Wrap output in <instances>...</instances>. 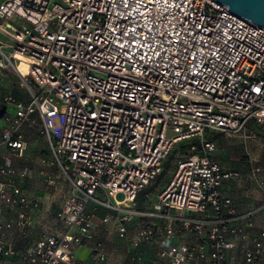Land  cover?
<instances>
[{
	"label": "built area",
	"instance_id": "built-area-1",
	"mask_svg": "<svg viewBox=\"0 0 264 264\" xmlns=\"http://www.w3.org/2000/svg\"><path fill=\"white\" fill-rule=\"evenodd\" d=\"M5 72L28 101L3 99L14 116L1 140L21 148L17 128L37 126L69 184L57 211L66 232L42 234L19 264H77L73 248L111 230L128 249L152 248V264H264L257 169L248 177L262 201L239 213L225 189L241 173L211 158L205 139L264 127V27L216 0H0ZM182 143L187 154L138 208ZM90 259L112 264L100 241Z\"/></svg>",
	"mask_w": 264,
	"mask_h": 264
},
{
	"label": "rangeland",
	"instance_id": "rangeland-1",
	"mask_svg": "<svg viewBox=\"0 0 264 264\" xmlns=\"http://www.w3.org/2000/svg\"><path fill=\"white\" fill-rule=\"evenodd\" d=\"M5 97L28 101L11 72L0 75V110L4 107L0 116V136L3 130L11 128L14 116V107L3 101ZM38 129L28 123L17 128V134L24 143L21 148L7 147L0 138V264H19L21 256L42 234L51 233L60 238L67 230L58 219L57 211L69 184L49 151L46 137ZM172 134L168 132L167 136ZM205 139L215 143L211 158L225 168L237 169L246 179V183L234 186L233 192L239 202L244 201L246 192L262 195L248 175L251 168L257 169V177L264 184V127L251 124L243 134L209 131ZM186 154L187 143L177 144L171 149L161 173L139 194L138 208L151 206L171 177L176 161ZM104 211L107 212L98 208L95 217ZM96 241L94 239L84 245L92 244V248ZM100 243L104 251V243Z\"/></svg>",
	"mask_w": 264,
	"mask_h": 264
},
{
	"label": "crops",
	"instance_id": "crops-1",
	"mask_svg": "<svg viewBox=\"0 0 264 264\" xmlns=\"http://www.w3.org/2000/svg\"><path fill=\"white\" fill-rule=\"evenodd\" d=\"M240 183H246V179H243L242 177L238 181L231 182L228 188L225 189V193L231 198L237 212L246 213L252 210L253 208H255L258 204H260V202L262 201V195L261 193L257 194L255 192H246L244 194L245 196L244 201L239 202L233 190H234V186ZM106 213L107 212L104 211V212H99L98 214L99 217H101ZM99 217H94L96 223L98 222ZM254 221L256 223L257 228H261L260 217L259 216L256 217ZM136 228H137V222L130 223L128 225L129 233L133 234ZM95 240L104 243V251L107 254L108 260L112 264H136L135 260L133 259L134 257L133 255L135 253H140L142 255V259L145 261V264H152L155 258L154 250L148 246L141 245L137 249L134 248L128 249L126 247V244L120 240L116 232L113 230L109 232L98 231L97 235L95 236ZM91 246L92 244L73 248L72 251L73 258L74 260H76L77 264H96L92 262L90 259Z\"/></svg>",
	"mask_w": 264,
	"mask_h": 264
},
{
	"label": "water",
	"instance_id": "water-1",
	"mask_svg": "<svg viewBox=\"0 0 264 264\" xmlns=\"http://www.w3.org/2000/svg\"><path fill=\"white\" fill-rule=\"evenodd\" d=\"M231 12L264 27V0H216Z\"/></svg>",
	"mask_w": 264,
	"mask_h": 264
},
{
	"label": "trees",
	"instance_id": "trees-1",
	"mask_svg": "<svg viewBox=\"0 0 264 264\" xmlns=\"http://www.w3.org/2000/svg\"><path fill=\"white\" fill-rule=\"evenodd\" d=\"M3 110H4V107H2V109L0 110V116H1V114L3 113ZM164 164H165V162H164ZM163 167H164V165H163ZM142 191H143V190H142ZM142 191H141V192H142ZM141 192H140V193H141ZM140 193H139V194H140ZM138 196H139V195H138ZM137 198H138V197H137ZM140 208H143V207L140 206Z\"/></svg>",
	"mask_w": 264,
	"mask_h": 264
},
{
	"label": "bare ground",
	"instance_id": "bare-ground-1",
	"mask_svg": "<svg viewBox=\"0 0 264 264\" xmlns=\"http://www.w3.org/2000/svg\"><path fill=\"white\" fill-rule=\"evenodd\" d=\"M22 60H25L26 61V59H24V58H22Z\"/></svg>",
	"mask_w": 264,
	"mask_h": 264
}]
</instances>
